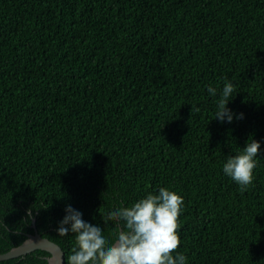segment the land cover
Returning <instances> with one entry per match:
<instances>
[{
	"label": "trees",
	"instance_id": "1",
	"mask_svg": "<svg viewBox=\"0 0 264 264\" xmlns=\"http://www.w3.org/2000/svg\"><path fill=\"white\" fill-rule=\"evenodd\" d=\"M228 82L243 118L222 123ZM252 139L241 190L223 164ZM160 188L183 198L186 264H264V0H0V254L34 219L68 264L66 206L112 243L109 213Z\"/></svg>",
	"mask_w": 264,
	"mask_h": 264
},
{
	"label": "clouds",
	"instance_id": "2",
	"mask_svg": "<svg viewBox=\"0 0 264 264\" xmlns=\"http://www.w3.org/2000/svg\"><path fill=\"white\" fill-rule=\"evenodd\" d=\"M207 91L216 96L217 90L209 86ZM235 91L231 82L225 83L216 101L215 119L232 123L235 114L228 107ZM199 111V109H196ZM242 119L243 114L235 116ZM261 145L254 139L235 156L229 155L223 164V172L241 190L253 182ZM183 198L174 191L160 188L158 194H149L130 207H121L109 213L106 220L114 221L118 227L112 243L103 235L100 225L85 222L82 213L66 206L65 216L60 221L58 236L75 234L76 247L68 257V264H186V257L177 250L179 216ZM31 217L32 210H27Z\"/></svg>",
	"mask_w": 264,
	"mask_h": 264
},
{
	"label": "water",
	"instance_id": "3",
	"mask_svg": "<svg viewBox=\"0 0 264 264\" xmlns=\"http://www.w3.org/2000/svg\"><path fill=\"white\" fill-rule=\"evenodd\" d=\"M31 226L34 228L33 234H27V238L20 245L11 248L5 253H1L0 261L21 257L35 250H42L49 254L46 257L47 264H65L64 252L61 247L38 234L34 219Z\"/></svg>",
	"mask_w": 264,
	"mask_h": 264
}]
</instances>
